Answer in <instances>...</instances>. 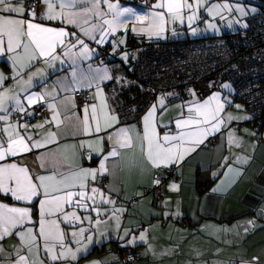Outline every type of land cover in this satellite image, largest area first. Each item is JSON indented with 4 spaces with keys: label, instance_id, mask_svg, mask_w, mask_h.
<instances>
[{
    "label": "snow or ice",
    "instance_id": "1",
    "mask_svg": "<svg viewBox=\"0 0 264 264\" xmlns=\"http://www.w3.org/2000/svg\"><path fill=\"white\" fill-rule=\"evenodd\" d=\"M199 9H205L213 17L220 15L221 19L224 17L217 9L235 11L241 17L247 15L245 8L239 4H210V0H157L144 15L111 0H0V56L7 55L12 68L10 75L0 72V194L19 202L9 204L0 201V264H71L77 262L78 253L86 251L93 242V228L98 229L100 224L108 222L101 220V216H108L111 211L109 219L116 220L119 227L117 214L123 209L113 207L102 210L101 205H114L115 201L94 183L89 190V184L95 182L98 176L110 174L106 161L119 155L118 147H132L131 133L135 132L134 128L119 127L108 134L107 139L113 141V147L100 160L98 168H84L69 162L58 151L51 150L36 157L40 168L47 174H39L15 161L8 162L9 157L31 153L34 149H45L58 142L66 122H72L73 135L98 134L118 123L100 87L102 81L113 79L108 69H93L89 65L85 74L80 68L79 62L90 59L95 52L85 38L102 45L111 37L114 45L112 51L116 52L125 43L123 38L115 35L117 29L128 27V20L121 19L125 14L135 17L133 32L161 37L169 23L183 22L186 18L191 24L200 19ZM51 22H58L60 26H54ZM135 24L140 27L137 28ZM66 25L75 30L69 31ZM242 26L248 27L247 24ZM208 27L215 28V25L209 23ZM122 58L127 60L128 53H123ZM57 62L70 65V83L74 87H69L67 77H60L51 88L44 87L40 92L30 91L33 78L39 77L43 81L47 69L54 68ZM37 63H43L45 67L29 72ZM25 73L27 79L23 78ZM9 79L18 86L16 89L5 86ZM84 86H95L100 104L98 109L95 103H85L81 118L72 111L77 107L75 100L68 95L61 98V93L75 92ZM222 87L229 88L230 85L224 84ZM225 102L221 101L219 93H213L203 103L190 102L189 115L175 120L178 131L160 135L156 120L157 104L162 109L166 107L164 98L160 97L143 117V134L136 133L144 158L153 167H168L183 161L204 142L209 132L220 130L225 120L221 117ZM39 105L47 106L51 112L50 119L31 126L10 119L14 113L33 116L35 113L29 109ZM236 107L240 108V105ZM61 109L64 112L72 111V114L62 115ZM248 118L244 116L239 119ZM226 119L230 121L237 117L229 113ZM52 124L57 131L49 130L40 139L34 138L28 131L29 127L43 130L46 125ZM102 141L103 137H99L96 142ZM229 142H234L232 133H229ZM79 147L91 149L92 143L81 142ZM99 151L102 153L103 149ZM154 183L159 184V179ZM170 187L176 190L177 185ZM37 201L38 208L34 210L32 206ZM66 206L73 210L66 211ZM80 210L96 213V219L90 215H80ZM34 211H38L36 220L33 219ZM85 221L89 222L87 228L83 226ZM62 225L72 230L67 232ZM11 236L17 237L19 242L6 248L3 242ZM69 236L75 248L70 246ZM135 239L128 243H134ZM139 239H145L144 233ZM258 260L254 256L251 261H242V264H258Z\"/></svg>",
    "mask_w": 264,
    "mask_h": 264
},
{
    "label": "crops",
    "instance_id": "2",
    "mask_svg": "<svg viewBox=\"0 0 264 264\" xmlns=\"http://www.w3.org/2000/svg\"><path fill=\"white\" fill-rule=\"evenodd\" d=\"M121 7L132 8L140 15L151 10V6L157 0H111ZM121 19L128 20V27L117 29L116 37L123 38L125 43L119 46L118 61L110 58H102L100 46L105 44L113 48L110 37L102 45L87 40L90 48L95 52L90 59L81 60L80 68L87 74L89 65L93 69L107 68L111 80L102 81L100 87L103 91L112 114L116 115V107L121 102L128 100L138 94L142 87L131 74L132 62L136 57L138 48L128 42L129 37H140L148 43L156 36L149 37L145 33L133 32L135 17L125 14ZM179 22V21H175ZM175 22L166 25V34ZM185 22V20L183 21ZM54 26H60L58 22H51ZM137 28L139 24H135ZM69 31H74L70 25H66ZM169 30V31H168ZM165 34V33H164ZM166 38V37H165ZM165 42L159 41L156 43ZM127 52L128 59L124 60L122 54ZM43 63L34 64L29 72L37 68H44ZM0 72L10 75L12 72L11 61L7 55L0 56ZM71 67L68 63L57 62L54 68L47 69V76L42 81L39 77L33 78V87L30 91L40 92L44 87L51 88L53 83L60 77H67L69 87H74L71 82ZM27 79V73L24 74ZM228 82V81H227ZM221 82L216 89L206 93L204 96L194 94L191 98L181 101L172 94H162L147 107L138 121L118 123L112 129L102 130L101 133L92 135H73L72 122H66L58 142L48 145L45 149H34L31 153H24L18 157H9L8 162H18L26 165L39 174H47L40 168V162L36 157L46 151L59 152L62 157H67L71 163L78 164L84 168H98L100 160L113 147V141L107 136L115 132L119 127L134 128L132 135V147L119 148L117 157H109L106 161L110 174L98 176V181H103L104 186L90 182L89 190L94 183L101 191L115 201L114 205H101L104 208H120L118 213L119 227L116 220H110L111 211L108 216H101L102 223L99 228H93V242L88 245L86 251L78 253V261L71 264H121L119 252L109 250L112 246H130L139 252V258L135 264H242V261H251L258 257V264H264V114L261 118V126L257 128L252 117L246 112L243 105L234 101L232 90L222 87ZM5 86H18L9 79ZM2 90V89H0ZM89 93L88 105L97 104L96 88H78ZM77 90V91H78ZM213 93H219L225 107L221 117L225 118L217 132H209L204 142L196 147L186 158L178 164L169 165L173 168L174 176L161 181L160 199H155L150 193H144L143 189L154 184L156 174L165 175L164 166L153 167L143 156L141 145L136 133L143 134V117L149 108L156 104L160 97L165 100V106L157 104L158 123L157 130L160 135L165 132L175 134L178 130L175 120L181 116L189 115L188 106L190 102L199 101L203 103ZM74 99V92L61 93ZM75 100V99H74ZM236 105H240L237 108ZM84 106V105H83ZM82 107L72 110L83 117ZM214 107V105H213ZM31 111V108L29 109ZM72 111L64 112L62 115H71ZM237 119L227 120L228 114ZM194 114V113H193ZM247 116L248 119H239ZM51 118L48 110L46 118H34L33 116L20 117L12 115L10 119L15 122L19 120L22 124L36 125L45 119ZM103 129V123L101 124ZM210 127V125H209ZM57 131L54 124L46 125L43 130L32 129L28 131L36 139H40L47 131ZM21 131H24L21 129ZM229 133L233 134L232 143L229 142ZM260 134V140H257ZM103 137L102 142H96ZM81 142H91L92 148L79 147ZM75 146V147H73ZM103 149L101 153L99 150ZM177 185L176 190L170 186ZM136 197L137 201L128 205L127 201ZM42 198V197H41ZM0 201L13 204L10 197L0 194ZM38 201L32 207L38 208ZM66 211L73 209L66 206ZM80 215H90L96 219V213L79 211ZM38 218V211H34L33 219ZM251 222V223H249ZM84 227H89V222H84ZM65 231L72 229L62 225ZM245 229H248L245 231ZM127 232V235L125 234ZM141 233L145 239L140 240ZM136 238L134 243L128 241ZM71 237H68L70 246ZM18 238L11 236L3 243L7 248L9 245L17 244ZM11 249L9 248V251ZM2 259V257H0Z\"/></svg>",
    "mask_w": 264,
    "mask_h": 264
},
{
    "label": "built area",
    "instance_id": "3",
    "mask_svg": "<svg viewBox=\"0 0 264 264\" xmlns=\"http://www.w3.org/2000/svg\"><path fill=\"white\" fill-rule=\"evenodd\" d=\"M200 20L204 13L199 14ZM248 27L236 33H225L220 37L188 41L182 39L181 27L165 42H146L133 37L128 42L138 48L132 62L131 74L141 85V91L121 102L116 107L120 123L138 121L147 107L157 96L170 92L176 99L185 101L193 96L206 93L226 80L233 88L232 98L245 108L255 126L260 128L264 114V11L247 17ZM201 23H198L200 25ZM101 47V57L116 61L119 49ZM75 103L82 107L89 99L86 90L74 92ZM34 118H46V105L33 106ZM20 117L19 113L13 114ZM260 140V134H257ZM165 175L156 174L154 179L163 181L174 176L171 166L164 167ZM104 186L103 181L95 182ZM155 199H160V184H152L143 189ZM136 197L127 201L135 203ZM119 252L121 264H135L139 252L129 246H112L109 250Z\"/></svg>",
    "mask_w": 264,
    "mask_h": 264
},
{
    "label": "rangeland",
    "instance_id": "4",
    "mask_svg": "<svg viewBox=\"0 0 264 264\" xmlns=\"http://www.w3.org/2000/svg\"><path fill=\"white\" fill-rule=\"evenodd\" d=\"M225 3L233 6H235L236 4L243 6L247 12V15L241 17L239 13L235 11L229 12L226 9L225 10L217 9L216 11H221L224 17L223 19H221L220 15H216L213 17L210 16L205 9H199L198 14H200L201 12L204 13L203 20L200 19L194 20L191 24H189L187 19L185 18V22H180V21L175 22L173 26L169 28L170 29L169 33L166 34L167 32L166 31L165 34H163V36L161 37H154L151 39L147 38V40H152V42H159V41H167L171 36L178 37L179 34H175L178 25L181 27L180 31L182 32V39H186L188 41L220 37L228 32L236 33L241 29H245V27H243L242 25L247 24L246 19L249 15L264 11V0H210V4H225ZM252 9H255V11H252ZM198 23L201 24L198 25ZM209 23H213L215 25V28H209L208 27ZM133 38L137 40L143 39L140 37H133ZM222 82H223L222 85L224 84L230 85V83L227 82L226 80H223ZM227 89H231L233 92V88L231 85ZM168 94L171 93L168 92Z\"/></svg>",
    "mask_w": 264,
    "mask_h": 264
},
{
    "label": "water",
    "instance_id": "5",
    "mask_svg": "<svg viewBox=\"0 0 264 264\" xmlns=\"http://www.w3.org/2000/svg\"><path fill=\"white\" fill-rule=\"evenodd\" d=\"M104 46L111 48V46H110V45H108V44H105V45H103V46H100V47H99V49H100L101 47H104ZM116 61H118V59H117ZM126 247H127V246H126ZM129 247H130V246H129Z\"/></svg>",
    "mask_w": 264,
    "mask_h": 264
}]
</instances>
